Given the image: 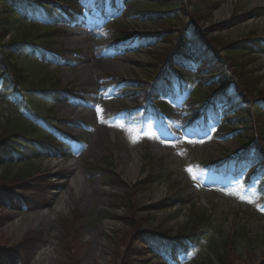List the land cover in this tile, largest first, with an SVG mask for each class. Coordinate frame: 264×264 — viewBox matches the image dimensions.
Listing matches in <instances>:
<instances>
[{
  "label": "rangeland",
  "instance_id": "374dc122",
  "mask_svg": "<svg viewBox=\"0 0 264 264\" xmlns=\"http://www.w3.org/2000/svg\"><path fill=\"white\" fill-rule=\"evenodd\" d=\"M80 1L67 0V3L76 4L81 10L76 14L77 23L66 27L65 33L55 31L54 28L49 30V21L52 19L55 22L51 16L45 20L38 18L34 26L14 20L10 34L2 40L4 46H0V135L5 130L6 123L11 127L10 123L13 126L16 122L25 120L32 122L31 109L43 113L42 116L55 128L64 129L69 135H80L81 139L80 143H76L69 137L54 132L67 143L71 154H60L52 160L41 159L38 170L31 173V177L36 176L34 179L47 173L56 175L52 176V182L62 184L63 187L59 190L34 191L33 188L25 191L22 185L24 180L18 174L23 165L14 167L0 164V186H6L14 193L33 195L31 197L37 202L35 205L49 200L50 195L57 196L54 205L60 197L64 199L60 210L49 217L45 216V212L52 210L54 205L50 209L24 211L0 206V246L12 247L29 234L39 232L33 241H43L26 264H200V261L209 256L213 240L221 244L229 235L238 236L244 232L245 235L241 234L237 238L240 257L227 259H233L234 264H259L264 258V213L261 212L264 210L263 197L261 198L259 191L249 192L245 188L246 181L223 183V178L211 171L206 164L218 162L240 151L241 138L249 139L252 131L240 128V132L234 136L223 138L225 130L215 126L211 127L209 135L200 139L187 133L184 123L193 116V109H197L194 107L200 103L199 99L193 97V92L204 91L199 84V77L193 79L188 93H181L174 98L166 112L167 117L163 115L161 118L150 110L156 104L154 99L146 102L143 89L130 92L122 87L121 81L145 83L152 80L155 68L151 62L157 54H167L172 49L169 42L178 33L175 29L182 28L185 23H192L204 36L215 40L220 52L231 57L230 64L233 61L236 63H227L229 70H224L227 78L238 82L241 74L239 71L247 72L248 76L241 75L240 85L248 93L249 100L260 98L264 95V51L254 55H235L231 50L225 49V46L246 35L264 38V0H230L206 18H198L196 22L186 17L185 8L181 9L187 0H158L161 10L166 11L171 6L178 7L179 10L169 14L149 15L148 18L137 12L154 9V6L150 1L140 0L133 6L128 3L125 6L126 9L131 7L127 11L128 14H135L136 17H132L134 20L127 21L130 17L124 15V19L120 17L118 23L90 20V12L79 4ZM65 2L66 0H40L38 3L46 10H53L58 4L64 5ZM12 9L15 10V7L11 5ZM65 9L70 11L67 6ZM251 10L260 13V16L236 26L221 25L230 21L229 18L235 12ZM0 12H10L1 1ZM123 26H127L128 31L142 34L169 32L154 45L120 55L114 53L112 47L116 41L114 29ZM23 29L31 32L32 39L29 41L42 45L45 40L48 47L70 50L69 59L59 66L51 65L47 61L45 64L34 51V47L37 49L36 44H11L20 38ZM187 31L190 32V29ZM12 61L24 68L26 79L22 82L30 87L20 86L13 81L15 77L10 76L7 65ZM86 67L87 72L79 73L80 69ZM204 73L211 75L209 70ZM233 75L236 79L231 80ZM259 76L262 78L256 87L254 78ZM34 83V86L40 84L62 87L63 90H76L73 94L79 98L78 102L85 103L83 111L76 110L70 103H57L44 96L43 92L31 88ZM242 104L252 109L250 102L243 101ZM134 107L138 108L137 115L142 113L138 117L146 119L143 123L129 117ZM249 115L251 121H255L256 114ZM228 117H231V113ZM258 118L261 126H258L257 132L261 133L262 138L259 134L256 138L260 142L258 145H262L264 150V116ZM212 132L216 137L212 136ZM136 152V172L132 173L130 161ZM20 159L29 158L14 157L9 160L13 163ZM72 161L77 162L75 167L71 164ZM109 164L120 179L122 178L123 183L109 182L110 179L96 167ZM78 173L83 179L81 189L69 192L71 179ZM59 174H68L67 184L58 177ZM151 175H156L157 178L134 198L141 215L147 214V206L165 198L181 199L182 202L175 203V207L151 211L149 226L170 228L174 235L180 231L193 230L192 233L196 235L189 236L193 244L190 251L183 254L180 250V256L175 259L169 260L162 255L151 256L148 251L142 250L133 255L130 261V253L135 251L133 248L138 232L143 228H136V231L123 224L119 217L125 216L127 212L124 208L116 211L112 208V195L125 193L130 185ZM261 175L264 176V173ZM259 178L261 176L255 183ZM249 200L252 202H248ZM74 209L79 210L81 220L62 234L61 221H70L69 224H72L74 217L71 213ZM115 215L118 217L113 220L112 216ZM192 215L208 216V226L196 223L190 226ZM195 226L198 227L194 228ZM126 237L128 245L124 242ZM7 258L5 255L2 261L7 262ZM12 261L11 258L10 262Z\"/></svg>",
  "mask_w": 264,
  "mask_h": 264
},
{
  "label": "trees",
  "instance_id": "16d2710c",
  "mask_svg": "<svg viewBox=\"0 0 264 264\" xmlns=\"http://www.w3.org/2000/svg\"><path fill=\"white\" fill-rule=\"evenodd\" d=\"M4 7L9 9V13L2 14L0 12V43L2 40H5V37L10 32L13 27L12 22L14 19H17L21 22L25 21V18L28 17V12L31 9H38V1L39 0H0ZM153 3V8L150 10L139 11L141 15L148 16L159 14V13H172L179 8H175L171 6L166 11L160 9V4L158 0H151ZM228 0H187L184 2L181 9L185 8L184 14L187 18H191L193 22H196L198 18H206L209 14L213 13L215 10L219 9L223 4H225ZM163 2V1H162ZM205 6H204V5ZM11 5H16L18 8L22 9L21 13L16 11L17 9L11 10ZM257 15L255 10L245 11L242 13L235 12L227 21L221 25H236L242 21L249 19ZM189 24V23H188ZM184 24L182 28L175 29L178 33L174 36L169 42L172 46V49L166 54H157L154 60L151 62V65L154 66L155 73L153 75V79L151 82L146 83V95L148 97L152 96L155 98L161 97H170L175 95L177 90L186 91L189 90L190 82H193V79L197 76L200 78L199 84L203 86V90H196L197 93L193 94V97L199 99L200 104L196 110L194 117L188 121V127L190 129L199 128L201 130L208 127L206 125L208 113L212 119L218 121L222 120V116H219L217 112V108L219 104L224 103L229 107L230 110H234V118L229 120L228 122L237 120L234 124V127L224 126L226 129L227 136H233L236 133L240 132L241 129L251 130L252 136L249 139L241 138L242 142V151L238 154L227 156L223 161L219 163H211L208 166L213 170L222 173L224 176H240L245 170L249 168L250 165H261L264 170V150L259 140L256 138L259 134L261 137V133L257 132L259 129L258 124L259 116H264V95L260 98L251 101L248 99V93L245 91L242 85H240L239 79H241V75L245 77L247 72L239 71L241 74L239 75L237 81H230L227 76L226 71L229 70V59L231 57L225 56L217 47V44L214 39L207 38L202 35L197 27L194 28L193 24L190 23ZM190 29V32L187 31ZM169 31L164 32V34H146L144 36L135 37L133 33L128 31V28H121L118 30V37L120 44H129L131 46L147 47L155 44V40L159 37L168 35ZM186 34L189 37H186ZM143 37V38H142ZM145 37V38H144ZM30 38V34L23 30L21 38L14 40L11 44H16L18 42H25ZM2 44V43H1ZM134 44V45H133ZM189 45L188 47H186ZM225 49L231 50V53L239 54L243 53L246 55H254L264 50V38L256 36V35H246L241 38L236 39L235 41L228 43ZM172 52V54H171ZM175 56V60L180 62L181 66L191 67L189 60L197 59L202 65L207 69H210L213 72V78H207L199 75L200 73L191 76H185L175 72V69L168 67L167 63ZM234 55V57H235ZM171 56V58H170ZM233 57V58H234ZM6 63V62H5ZM7 64V63H6ZM230 64V63H229ZM232 65H236L233 61ZM230 64V65H231ZM9 67L10 75L14 76V81L18 84H22L25 86L26 75L24 74V68L19 66V64L15 61L7 64ZM232 68V67H231ZM235 70L234 68H232ZM233 72V71H232ZM236 74V72H234ZM195 76V77H194ZM232 76L231 80L236 79ZM248 76V75H247ZM261 76L255 77V86L257 87L258 82L261 80ZM246 81H249V78H246ZM139 82V81H138ZM140 84H143L141 81ZM40 86V85H39ZM30 87V86H25ZM31 88L34 86L31 85ZM36 90H41L47 96H50L56 101H64L66 99H70L68 92H63L59 90V88H54L52 86H43L35 87ZM233 89V90H232ZM256 89V88H254ZM195 91V92H196ZM264 93V89H263ZM247 101L250 102V106L252 109H247L242 106V102ZM158 104L161 105V109L166 110L168 108L169 103L167 101H160ZM241 104V106H240ZM254 112H253V111ZM38 112V111H37ZM249 113H252L255 121H251ZM37 116H34L37 119H41L43 113H36ZM25 122L15 123V125H11L9 127L6 123L5 130L0 135V164L1 165H25L24 168L20 169L18 172L21 174V178L24 180L22 185L25 187V191H31L34 188V191L40 189L42 191H51L52 189H61L62 184H54L52 182V176H56L50 173L42 174L35 177H30L31 173L35 170V166L37 165L36 161H19L14 164L10 163V158H12L11 154H16L20 158L27 157L31 158V156L39 157L42 154H54L55 151H60V149L56 146H52L51 144L57 143L54 135L50 132L41 129L38 125L31 124L27 122L29 125H25ZM223 122V121H222ZM203 126V127H202ZM264 128V126H263ZM45 139V140H42ZM40 143L46 144L45 146L49 149H45L44 151L37 152V148H40ZM24 149L29 150L26 154H23L22 151ZM31 152H34L31 154ZM108 166V167H107ZM97 168L101 170V172L110 179L111 183H123L122 178L115 173V171L109 165H96ZM257 170H251L249 174L256 175ZM248 174V175H249ZM59 178L64 180L67 178L65 174H60ZM113 178V179H112ZM154 178H157L156 175H151L147 179L136 181L134 184L130 185L128 191L119 195L118 193H113V207L114 210H118L119 208H124L126 210V215L123 217H119L123 220V224L129 226L130 229H138L143 228L142 231L138 232L137 242L133 248L132 253H130V261H132V257L135 254H139V251L146 250L149 251L152 248L166 249L170 251V249L182 248L187 243L190 244L189 236L196 235L193 234L192 231H180L177 235H174L170 228H164L163 226L150 227V212L158 209H165L169 207H175V203L178 204L181 199L172 200V198H165L158 203H153L150 206H147L145 209L147 210V214L141 215L140 208L134 202V198L136 194L143 192L146 190V187L153 181ZM250 182V180H248ZM264 186V177L262 182L259 184V189ZM54 194V193H53ZM29 195V194H28ZM26 195L23 192L14 193L10 188L6 186H0V206H10L19 209H24L27 207L30 208H50L53 205L54 197L56 195H50L49 200L41 203V205H35L36 200L31 197L33 195ZM53 196V197H51ZM35 205V206H34ZM174 205V206H173ZM73 214V223L69 224L70 221L64 223L61 221L62 234L69 230L70 227L76 224V222H80L82 215L79 213L78 209H74L72 211ZM118 216H112V219H115ZM190 226L199 224H206L208 226L209 218L206 215L203 216H193L190 218ZM198 226H195L196 228ZM136 229V231H137ZM188 230V229H187ZM123 233V232H122ZM245 235L244 232L240 233V235ZM39 235V232H35L34 234H29L28 237L24 238L16 245L9 246H0V262L4 264H23V261L27 262L35 253V251L40 246L41 242H34L33 240ZM122 235V234H121ZM238 234V236H240ZM238 236L226 237L224 241L220 244L213 240L211 242L210 254L204 260L200 261V264H234V260H229V257H240L237 245ZM128 237L125 239V243H127ZM38 240V239H37ZM128 245V243H127ZM186 245L184 247H186ZM188 249V248H185ZM4 255V256H3ZM5 255L8 256L7 262L2 261L5 258ZM126 256V258H128ZM13 259L10 262V259ZM259 264H264V258Z\"/></svg>",
  "mask_w": 264,
  "mask_h": 264
},
{
  "label": "bare ground",
  "instance_id": "6f19581e",
  "mask_svg": "<svg viewBox=\"0 0 264 264\" xmlns=\"http://www.w3.org/2000/svg\"><path fill=\"white\" fill-rule=\"evenodd\" d=\"M82 71L84 73L87 72V67L80 69L79 70V73L82 74ZM136 156H138V153L137 152L132 155L131 161H130V166H131L132 173H135L136 172V167H135V165H136L135 157ZM71 164L74 165V167H75L77 165V162L75 163L74 161H72ZM78 174H76V175H74V177H72V179H71V185L69 186V188H70L69 189V192L70 191L71 192L72 191H76L77 192V191H79L81 189L83 179H82L81 175L80 174L78 175ZM63 204H64V199L62 197H60L58 199V201L56 202V204L53 206V209L50 210V211H46L45 212V216L46 217H49L51 214H56L60 210L61 206H63Z\"/></svg>",
  "mask_w": 264,
  "mask_h": 264
},
{
  "label": "snow or ice",
  "instance_id": "6c2138e0",
  "mask_svg": "<svg viewBox=\"0 0 264 264\" xmlns=\"http://www.w3.org/2000/svg\"><path fill=\"white\" fill-rule=\"evenodd\" d=\"M98 111H100V110L98 109ZM189 171L191 172V169H189ZM194 178H195V177H194ZM248 202H252V201L249 200Z\"/></svg>",
  "mask_w": 264,
  "mask_h": 264
}]
</instances>
